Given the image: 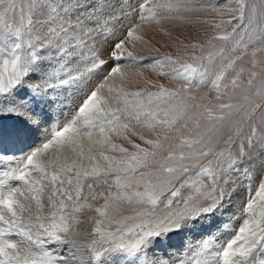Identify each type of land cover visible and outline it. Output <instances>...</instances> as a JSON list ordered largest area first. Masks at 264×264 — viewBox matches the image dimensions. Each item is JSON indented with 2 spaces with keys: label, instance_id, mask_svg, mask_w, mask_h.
Returning a JSON list of instances; mask_svg holds the SVG:
<instances>
[{
  "label": "snow or ice",
  "instance_id": "6c2138e0",
  "mask_svg": "<svg viewBox=\"0 0 264 264\" xmlns=\"http://www.w3.org/2000/svg\"><path fill=\"white\" fill-rule=\"evenodd\" d=\"M192 2L185 0V11H198L205 4H210L212 11H219L233 0H224V5L204 0L198 6L187 7ZM234 2L238 8L227 9L237 14L233 32L213 38L228 42V52L221 48L207 58L193 55L173 59L165 55L154 58L153 70L165 62L178 64L180 67L171 73L159 74L183 80L189 88L210 86L216 92V101L230 97L224 90L229 84H222L230 72L232 92L243 88L240 77L245 69L237 67V61L248 55L249 45H264V0L259 7L250 5L248 0ZM149 3L151 7L139 5L140 22L159 23L165 13L180 10L170 0ZM112 7L106 0H0V122L9 117L20 122V127L11 133L0 128V264H72L67 257L82 247L76 239L82 220L94 221L90 248L94 264H190L180 257H169L161 245L174 236L203 227L206 220H217L236 194L241 173L249 176L241 167L248 158L243 143L229 135L224 147L217 149L204 129L211 125L218 131L226 124L238 123L233 110L240 113L244 108L240 119L248 121H254L257 110L264 114V78L259 87L254 84L260 73L248 70L246 106L197 103L195 96H182L163 86L155 93L127 92L118 62L125 54L131 62L138 61L125 44L142 39L135 35L140 25L133 20L121 38L109 22L120 19L123 23L121 17H132L135 9L127 0H121L119 14L99 15ZM9 18L13 23H9ZM222 23L232 25V21ZM239 25L243 28L237 32ZM245 36L247 43L243 42ZM97 37L103 41L100 47ZM85 38L92 43L87 44ZM84 48L91 62L87 66L89 73L107 68L101 82L85 93L73 116L40 146L28 144L27 151L18 147L40 125L34 113L17 103V98H47L54 90L51 81L57 71H65L69 59ZM104 51L108 59L103 58ZM258 52H264V48L252 51V68L264 64L257 60ZM217 55L220 61L213 65ZM186 59L195 63H182ZM205 59L213 66H206ZM131 62L128 66H132ZM70 79L78 80L79 75ZM117 82L119 88L113 86ZM60 83L66 84L68 79ZM130 96L136 98L134 103L129 102ZM141 97H146L147 103ZM109 98L122 100L123 107L111 108ZM141 125L149 132L159 131L163 137L153 140L139 136L152 151L129 138L137 136L133 128ZM247 126L251 129L249 146L254 138L264 144V135L257 133L254 122ZM242 127L236 128L241 140ZM181 129H188L187 135ZM113 135L123 137L136 151L129 152L113 143ZM171 140L176 142L169 143ZM233 144H238V152L232 150ZM10 147L16 150L10 151ZM109 151L122 155H106ZM8 181L18 184L9 186ZM181 189L185 190L184 195ZM257 192L264 200V175ZM97 199H103L102 206H94ZM255 205L256 197L249 195L244 205L246 218L230 239L210 253L211 260L205 258L198 264H264V208L257 213ZM122 206L132 208L133 214L116 219ZM86 210L97 215L81 217L80 213ZM65 245L67 257L61 254ZM210 247L203 243L197 254ZM158 249L161 255H157ZM113 256L119 260L109 259Z\"/></svg>",
  "mask_w": 264,
  "mask_h": 264
},
{
  "label": "rangeland",
  "instance_id": "374dc122",
  "mask_svg": "<svg viewBox=\"0 0 264 264\" xmlns=\"http://www.w3.org/2000/svg\"><path fill=\"white\" fill-rule=\"evenodd\" d=\"M127 1L128 3H131L133 6V9H135V11L133 12V16L132 17H121V19L123 20V23L121 24H118L117 22V21H120V19L115 20V21L110 20L109 22V27H112L113 25H115V28L117 30V35L120 36L121 38H123L122 36H124V33H125L124 29L126 28V27H123V25L127 23H133V20H135V22L140 25L139 27L136 28L135 35L140 36L142 39L137 40V41H129L125 44V47L129 51H132L134 56L139 58L138 61H135V62H138V63L142 62L139 65L140 67L139 66H133V67L129 66L128 68L127 63H130L131 61H130V58L126 56V54H125V58L121 60V61L124 60L123 61L125 63L124 67L122 64H120L121 69L123 70L121 71L124 73V77H125L123 81V87L125 91L155 93L156 91L159 90L161 86H163L164 89H167L169 91L179 92L181 93L182 96H195L197 103H207L208 101H211L213 104L220 103V102H230L238 106L247 105L248 101L244 99V96L248 94V92L246 91L247 80L249 79L248 70L251 69L252 71H256L260 73V75H258L254 81V84L257 87L260 86L261 80L262 78H264V72H261V68L264 67V64H259L256 68H252V64L250 63L251 53L256 48H264V45H260V44L249 45L248 55H245L243 57V60L237 61V67H243L245 69V72L240 77L241 80L244 82V87L238 88L235 90V92H232V89L230 87V78L233 76V73L230 72L229 76L226 77L225 81H222V84L224 83L229 84V88L224 89V90L230 93V97L224 96L222 97L221 101H216L215 99L216 92L212 90L210 86L196 85L193 88H189L188 85L183 80L171 79L168 76H162L159 74L160 72L171 73L174 68H179L180 65L178 64L172 65L168 62H165L163 65H155L156 70H153V66H152L154 63V58L163 57L165 55L171 56L173 59L177 57L187 58L193 55L207 58L209 53L215 54L221 48H224L225 52H228L230 49V44L228 42L221 41L219 39H213V38L218 35L228 34V33L233 32V25L237 24V21H236L237 14L235 11L230 12L227 9L238 8V5L234 2V0L233 2H230L227 5H224V0H213V3L219 2L221 5H224L223 7L219 9V11H212L210 4H205V7L201 8L198 11H185L184 10L185 0H170V2L173 5L179 7L180 10L178 12L165 13L164 16L160 19L159 23H155L154 21H149V22L139 21V17H138L139 5L141 3H144V4H147L148 6H151V4L149 3V0H127ZM92 2L94 3L95 0H92ZM106 2L112 4L113 7L107 9L104 13H101L99 15H101L102 17L108 16V12L110 13L111 11L112 12L117 11L118 12V13L116 12L117 14L120 13L121 0H106ZM201 3H204V0H193L192 4H188L187 7L191 8L194 6H198ZM248 3L250 5L256 4L259 7L261 4V0H248ZM226 21H232V25L228 23H222ZM9 23H13L11 18H9ZM15 23H18V20L15 21ZM244 23L245 24L247 23V16H246ZM133 26L135 27V24H133ZM242 28H243V25H239L236 27L235 30L237 32H240ZM243 42L247 43V36H245V40ZM192 45H200L202 47H197L193 49ZM236 54H239V52ZM257 60L264 61V52L257 53ZM219 61H220V57L217 55L215 61L213 62V65H215ZM135 62H131V63L133 64ZM184 62L195 63L191 59H186L182 61V63ZM203 63H205V65L208 67L213 66V65H208L207 59H205ZM109 83H111V81ZM113 86L116 88H119L120 83L117 82ZM186 88L188 89L187 92L184 91ZM252 98L256 99L257 102H260L259 99L256 98L254 95ZM140 99L143 100L145 103H147L146 97H141ZM23 100H28L30 103H34V106L32 108V111L34 114H36L39 111V109L44 108L45 105L47 104L45 100L39 99V98H37L36 100H33L30 97V98H26ZM118 100L122 101L120 99ZM128 100L130 103H134L136 98L130 96L128 97ZM175 102H178V100ZM188 103L191 104V101H188ZM110 106L111 108H114L111 105V103H110ZM161 106L166 107L165 105H161ZM49 107H52V105H49ZM122 107L123 106H121L120 108ZM153 108H154V105H153ZM243 112H244V108L240 109V113H236L235 110H233V117L238 121V123L236 124H226L223 128H219L218 131H214L211 125H208L204 129V131L207 133L208 136L212 138L211 143H213L217 149H221L224 146V141L228 138L229 135H231L234 140H237L238 142L243 143L244 150L246 153H248V158L243 161V163L241 164V167H243L244 165L245 167L243 168L246 169V171L249 172L250 175L252 176L253 174L255 175H254V180L253 181L250 180L252 184H248V180L243 182L242 180L243 175H244L243 173H241V176H240L242 178H239L237 182L243 183L244 189L246 191L249 190V192H247L248 196L251 195V196L256 197L255 208L256 209L258 208L256 211L259 212L258 210L264 208V200L260 199L258 192H257L258 185L261 183V176L264 175V144H261L257 139L254 138L252 146H249L248 138H249L251 129L247 125L254 122L257 133L260 135H264V122H262L264 121V114H262L260 110H257L256 114L254 115V121H248L246 119H240V116L242 115ZM241 126H243L242 127V133H243L242 140L240 137L236 135V128L241 127ZM191 127L192 125L189 124V128ZM2 129L5 130V128H2ZM133 131L137 132V136L129 135V138L133 140L135 143L140 144L141 147L148 148L149 151H152V149L150 148L149 145L145 144L143 141L139 139L140 135L145 136L146 139L163 140V137L159 131L149 132L142 125L138 127H134ZM181 131L184 132L185 135H187L188 133V129H181ZM45 134L46 132H42L41 138ZM112 141L113 143L122 145L123 147L127 148L129 152L136 151V149H134L130 144H128V142L125 141L123 137H118L116 135H113ZM175 142H176L175 140L169 141V143H175ZM232 150L234 152H238L239 151L238 144H233ZM105 154L109 156H115L117 158H120V156L122 155L119 152H111V151L106 152ZM149 167H155V165H149ZM249 179H252V177H250ZM205 183L208 185V187H211L207 179H205ZM181 193L182 195H184L185 190L181 189ZM93 203L96 207H99L103 205L104 201L103 199H97ZM132 214H133L132 208H129L127 206H122L120 208V211L116 214V219H119L123 216L132 215ZM89 216H90V213L88 214L87 217ZM81 217L83 216L81 215ZM112 227L114 228L115 226L112 225ZM84 240H87V239H84ZM173 240L178 241L179 238L174 236L170 240V242H172ZM83 244L88 246V243H83ZM89 251H90V248H89ZM62 252H64L63 255L67 257V250H63ZM81 252H83V250ZM157 252H159L157 253V255L162 254L158 250ZM90 256L91 255L89 253V258L87 259L88 264H90L89 262L94 264ZM83 257L79 255L78 259L84 260L85 258ZM109 259L116 260L117 257L113 256V257H109ZM82 262L85 263L84 261Z\"/></svg>",
  "mask_w": 264,
  "mask_h": 264
},
{
  "label": "bare ground",
  "instance_id": "6f19581e",
  "mask_svg": "<svg viewBox=\"0 0 264 264\" xmlns=\"http://www.w3.org/2000/svg\"><path fill=\"white\" fill-rule=\"evenodd\" d=\"M116 12L117 11L115 12L111 11L110 13L108 12V15L109 14L116 15L118 13ZM117 22L118 24H121V20ZM129 24L130 23L123 25V27H126L124 29V32L126 31ZM86 43L91 44L92 41L86 39ZM102 44L103 41H101L100 38L97 37V46L100 47ZM69 51H72V49H69ZM103 58L108 59L107 51L103 52ZM123 61H120L119 64H122L124 67L125 63ZM90 63L91 62L88 56V50L87 48H84L79 52L78 56H74L69 59L68 66L65 71H59V70L57 71L56 76L53 77L51 81L55 86L54 90L47 98L43 99L47 102V104L45 105L44 108L39 109V111L36 114H34V119H36L39 122L40 127L37 130L29 132L27 134L28 139L25 141L24 144L19 145L18 147H23L25 151H27L28 144H34L35 146H40L41 143L46 139V137L52 131H54L58 126L65 124L66 121L73 116V114L76 112V109L81 105L82 101L84 100L85 93L94 89L95 86L101 82L100 80L101 76H103L107 71V68H105L104 71L97 70L89 73L87 71V66L90 65ZM109 63L111 64L112 62L109 61ZM141 63L142 62L140 63L135 62L130 67L139 66ZM128 65L129 63H127V67L129 68ZM74 75H79V79L78 80L70 79V77ZM65 79H68V83L61 84L60 81ZM27 98H30V96ZM17 103L22 104L27 110L33 113L32 108L34 106V103H30L28 100H21L19 98H17ZM110 103L114 107L113 109L120 108L121 106H123L122 101H119L118 99H114V98L111 99L109 98V106ZM49 105H52V107H49ZM19 123L20 122L17 121L14 117H9L4 119L2 122H0V127L5 128L4 132L7 134V133H11L14 129L20 127ZM42 132H46V134L41 138ZM9 150L11 151L16 149H12L10 147ZM64 154L67 155L68 154L67 151H65ZM48 155L50 156L51 153H49ZM0 167H3V165H0ZM243 167L245 166L243 165ZM254 175L255 174H253L252 176L249 173V176L243 175V178L242 177L240 178H242L243 182L248 180V184H252L250 180L252 181L254 180ZM250 177H252V179H249ZM17 184L18 182L16 181H8L9 186L17 185ZM101 187L106 188V185H103ZM247 192H249V190L246 191L244 189L243 183H238L237 192L236 194L233 195L230 205L227 206V209L222 216H219L217 220L204 221L203 227H197L196 229L190 232L175 236L179 238L178 241L177 240H173L172 242L166 241L161 245L163 251L167 252L169 257H173V258L180 257L186 261H189L190 264H198V261H201L205 258L211 260L212 257L210 253H214L222 244H224L225 241L230 239L231 236L233 235V230L238 228L242 220L246 218L247 214L244 212V205L246 203L248 196ZM89 213H90L89 217L97 215L93 211H87V212L84 211L80 213V215H82L83 217H87ZM93 228H94V221L91 220H82V222L77 226V231L80 233V235L76 239L78 243L82 245V247L79 251L74 249L73 250L74 256L68 257L69 259L72 260V264H88L87 259L89 258V253H90L89 248H91V241L93 239V235H92ZM205 242H207L211 247L208 250L204 251L202 254L198 255L197 254L198 250L202 248L203 243ZM83 243H88V246H86ZM64 250H67V245L64 246ZM82 250L83 252H81ZM158 251L160 250L158 249ZM63 253L64 252H61L62 255ZM79 255L82 257L84 256L83 258L85 259L79 260L78 259ZM118 259L119 258L117 257L116 260ZM82 261H84L85 263H83ZM89 263L92 264L91 262Z\"/></svg>",
  "mask_w": 264,
  "mask_h": 264
}]
</instances>
